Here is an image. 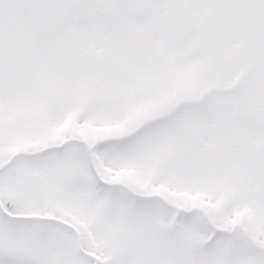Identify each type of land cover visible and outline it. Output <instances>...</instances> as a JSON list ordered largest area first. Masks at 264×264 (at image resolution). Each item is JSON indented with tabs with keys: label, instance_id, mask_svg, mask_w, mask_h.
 <instances>
[{
	"label": "snow or ice",
	"instance_id": "1",
	"mask_svg": "<svg viewBox=\"0 0 264 264\" xmlns=\"http://www.w3.org/2000/svg\"><path fill=\"white\" fill-rule=\"evenodd\" d=\"M0 264H264V0H0Z\"/></svg>",
	"mask_w": 264,
	"mask_h": 264
}]
</instances>
